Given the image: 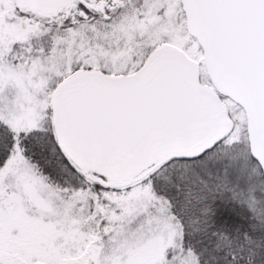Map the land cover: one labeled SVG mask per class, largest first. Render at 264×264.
<instances>
[{
    "label": "snow or ice",
    "instance_id": "6c2138e0",
    "mask_svg": "<svg viewBox=\"0 0 264 264\" xmlns=\"http://www.w3.org/2000/svg\"><path fill=\"white\" fill-rule=\"evenodd\" d=\"M0 264H264V0H0Z\"/></svg>",
    "mask_w": 264,
    "mask_h": 264
}]
</instances>
